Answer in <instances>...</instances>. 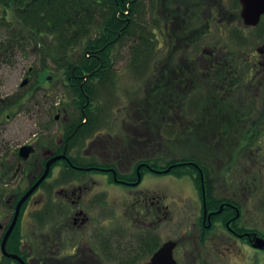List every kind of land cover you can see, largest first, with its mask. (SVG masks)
Segmentation results:
<instances>
[{"label": "flooded vegetation", "instance_id": "obj_1", "mask_svg": "<svg viewBox=\"0 0 264 264\" xmlns=\"http://www.w3.org/2000/svg\"><path fill=\"white\" fill-rule=\"evenodd\" d=\"M158 1V45L202 51L158 63L156 105H98L100 81L87 73L80 89L70 90V104L57 103V130L17 143L6 127L24 94L0 89V264H22L12 255L26 264H150L169 240L180 264L181 254H203L183 249L188 234H163L165 221L185 209L191 233L213 253L227 257L239 244L264 251L252 246L260 233L246 223L257 216H246L242 197L258 193L264 164V0ZM26 78L21 87L31 82ZM189 96L194 99L184 101ZM183 112L207 116L187 125L191 155L166 163L162 126L181 128ZM191 121L201 128L209 121L215 131L196 137ZM168 173L193 181L197 215L183 205L186 195L166 192L158 178ZM236 173L242 174L237 181Z\"/></svg>", "mask_w": 264, "mask_h": 264}, {"label": "rangeland", "instance_id": "obj_2", "mask_svg": "<svg viewBox=\"0 0 264 264\" xmlns=\"http://www.w3.org/2000/svg\"><path fill=\"white\" fill-rule=\"evenodd\" d=\"M157 3H159L158 0H147L145 5L143 0L141 5H144V9L142 12H137L142 16V21H144V23L146 22L147 34L154 39L150 42L152 45L151 48L154 49L150 52V50L146 49L148 47L145 46V44H139L140 46L138 45V49L142 47L145 49L143 48V50L140 51L139 55L142 56L134 62V47L137 46L135 42L130 38H123L118 42L112 51V57H110L113 61V70L107 72V74L110 73V78L107 81H101L100 77L96 78L98 81H101L97 82L96 104L105 105L107 107L112 105L111 107L114 108L126 105L129 107L145 106L147 108L149 105H156L158 102L157 94L159 85V77L157 76L158 63L161 62L162 59H168L172 62L173 59L183 54L187 56H196V53L202 51L198 48L175 50L165 48L166 45L164 44L163 46L158 45L156 34L159 30L155 26V22H157L156 13H159V4ZM101 8L102 6L99 7L93 3L90 11L94 21L100 18ZM20 13V9H13L11 6H4L0 3V17L3 18L7 15L11 18L13 16L14 18H11V21H13V26L16 27V32L20 25V20L16 16H19ZM94 23L95 22L88 27L91 29V32H89L86 38L98 34L100 27H98L97 24L94 25ZM9 25L0 22V89L3 90L4 93L12 94L16 91H20L24 94V98L20 104H17L18 106L12 107V109L9 110L8 114H11V121L7 122L6 127L10 129V136H16V142L22 143L21 140L33 136L34 133L39 132L44 135V132L53 133L57 130L59 123H57L54 118L57 111V103L67 101V103L70 104L73 95L69 89L70 86L66 72L63 67H61V64L65 62L66 58L61 57L62 54L58 50L56 36L50 33H43L34 40L28 41V39H23V37L13 40L14 33L12 34L13 30H11V26ZM137 31L139 32L138 29ZM17 33L19 36L22 35L20 32ZM24 36L27 37L26 32H24ZM22 40L24 41L23 44ZM11 45H18L17 49L15 48L14 52L10 51L8 58H4L3 52L6 50L1 47H11ZM83 53L84 47L80 45L76 50V57L74 59L81 57ZM146 53H148V55ZM31 67L33 68L32 71L29 70ZM49 75L52 76L51 80H47V76ZM27 76L31 77V82L27 86L21 87V82ZM154 86L157 87V90ZM198 88L202 89L203 87H197V89ZM186 90L189 91V89ZM191 99H194V97H186L184 101L190 102ZM197 100H199V98ZM188 102L186 104H188ZM150 114L152 113L150 112ZM167 114L170 118L171 114ZM181 114L178 120L186 127L181 124V128H171L170 126L167 127L168 125L166 123L162 126L163 133L166 136L165 140L167 141H165L167 147L165 146L166 150L164 157L166 163H168V159L170 158H187L191 155L193 151L191 141L190 143L187 142L188 140L184 141V139L186 140L192 135L187 125L191 126L190 119L195 118L198 119L197 121L199 122L203 119L202 117L207 116V113L192 114L190 112H183ZM3 120L6 121L5 116ZM197 121H191L194 122L192 133L196 137H211L215 128L213 125H209L210 119L208 123L205 124V128L196 126ZM218 136H220V134ZM173 137H176L177 142L172 139H167ZM16 142L11 145H17ZM239 165V168L242 170L241 172H246L245 170L248 169V167L240 163ZM220 174L219 172V175ZM259 174L260 179L257 184L260 186L258 193L251 194V192L244 191L245 193L243 192L244 196L242 197L245 202H249H247L248 204L246 203V208L244 209L246 216L252 215L253 217L254 214L257 216L254 222L249 220L246 223L248 224L247 226L255 228L260 233L259 235L264 237V164ZM236 175H238V173H236ZM241 175H238V177L234 176L236 178L235 181H237V178ZM178 177L179 176H175L174 174L172 175V173H168L160 176L158 180L165 184L164 189L167 193L172 192L171 196L172 194L178 195L179 197L186 195L187 199L183 205L186 208L191 205L190 210L193 215H197L198 207L195 205V200L198 199L197 189L194 187L193 181L188 177ZM156 178L157 177L154 176V179ZM228 194L230 196L233 195V193L230 192H217V196H225ZM189 197L195 198L192 201L193 203ZM253 202H256L254 208H252L251 205ZM174 205L172 204L174 208H177ZM187 213L189 212L186 209L179 211L175 216L176 220H166L163 224V234L166 237L170 236L176 239L179 238L181 234H188L187 240H182L183 249L185 247L189 249H200V251L203 252L202 255H197L195 252H190L188 256L181 254L179 259L180 264H264V251H260L259 253L254 252V250H251L249 246L244 244H239L234 253L230 252V255L227 257L220 256V252L216 254L213 253L212 248H210V243H198L195 234L191 233L192 230L188 226L189 216L191 215ZM177 218L180 220L177 221ZM250 218L251 217H247L245 219L247 220ZM41 229L45 230V227L40 225V227H38V232H40ZM179 231L181 232L180 235L178 234ZM188 260L190 262H188Z\"/></svg>", "mask_w": 264, "mask_h": 264}, {"label": "trees", "instance_id": "obj_3", "mask_svg": "<svg viewBox=\"0 0 264 264\" xmlns=\"http://www.w3.org/2000/svg\"><path fill=\"white\" fill-rule=\"evenodd\" d=\"M143 0H0L4 6H11L13 9H20L18 17L20 20L19 29L22 35L15 31L11 18L5 15L0 17V22L11 24L13 40L23 39L34 40L43 33H50L56 36L57 46L61 57L66 58L61 67L66 72L70 90L80 89L83 76L89 73V77H100L101 81L108 80L113 70L112 51L116 44L123 38H130L135 42L134 62L142 55L138 45L151 48L154 39L146 33V26L142 16ZM145 2V0H144ZM94 5L101 8L100 18L94 21L90 9ZM100 27L98 34L86 38L91 32L88 28L93 23ZM13 26V27H12ZM139 30V32L137 31ZM26 32L27 37L24 36ZM22 40V44H23ZM82 45L84 53L76 58V50ZM139 45V46H140ZM151 45V46H150ZM16 45L1 47L5 49L3 57L8 58L9 52L15 51ZM24 47V46H22ZM25 48V47H24ZM145 49V48H144ZM148 55V53H146ZM145 54V56H146ZM139 56V57H138ZM106 78V79H105ZM100 81V82H101ZM155 87V86H154ZM84 88L88 89L87 83ZM157 90V87H155ZM81 94V93H80Z\"/></svg>", "mask_w": 264, "mask_h": 264}, {"label": "water", "instance_id": "obj_4", "mask_svg": "<svg viewBox=\"0 0 264 264\" xmlns=\"http://www.w3.org/2000/svg\"><path fill=\"white\" fill-rule=\"evenodd\" d=\"M28 82V79H24L22 83V85H25ZM47 175V170L45 172V174L42 176V178L36 183L34 184V186L30 189V192H28L20 201V205L22 202H24L27 197L31 194V192L38 186L37 184H39ZM20 205H18V207H20ZM176 246V242L173 240H169L167 242L164 243V245H162L158 250H156L153 258H152V262L150 264H176V260L173 257V249ZM254 247H259L260 249H264V237L259 236V235H255V237L253 238V245ZM15 258H18L22 264H26L22 258H20L17 255H12Z\"/></svg>", "mask_w": 264, "mask_h": 264}]
</instances>
